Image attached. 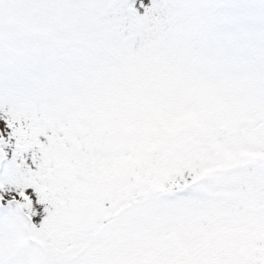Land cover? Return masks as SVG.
<instances>
[{
  "label": "snow or ice",
  "instance_id": "6c2138e0",
  "mask_svg": "<svg viewBox=\"0 0 264 264\" xmlns=\"http://www.w3.org/2000/svg\"><path fill=\"white\" fill-rule=\"evenodd\" d=\"M0 264H264V0H0Z\"/></svg>",
  "mask_w": 264,
  "mask_h": 264
}]
</instances>
